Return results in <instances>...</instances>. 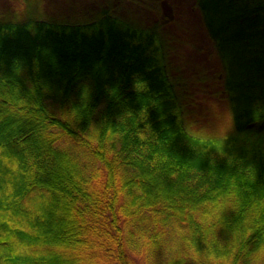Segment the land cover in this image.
I'll return each mask as SVG.
<instances>
[{
    "label": "trees",
    "instance_id": "obj_1",
    "mask_svg": "<svg viewBox=\"0 0 264 264\" xmlns=\"http://www.w3.org/2000/svg\"><path fill=\"white\" fill-rule=\"evenodd\" d=\"M191 1L0 0V264H264V0Z\"/></svg>",
    "mask_w": 264,
    "mask_h": 264
},
{
    "label": "rangeland",
    "instance_id": "obj_2",
    "mask_svg": "<svg viewBox=\"0 0 264 264\" xmlns=\"http://www.w3.org/2000/svg\"><path fill=\"white\" fill-rule=\"evenodd\" d=\"M191 3L194 4L193 1H191V0H186V3H185V4H186L189 8H191V7H190ZM218 3H219V2H218ZM224 5L226 6L227 4H224ZM177 7H178V6H177ZM176 9H177V8H176ZM179 9H181V6H179L178 10H179ZM194 13H195V12H194Z\"/></svg>",
    "mask_w": 264,
    "mask_h": 264
}]
</instances>
